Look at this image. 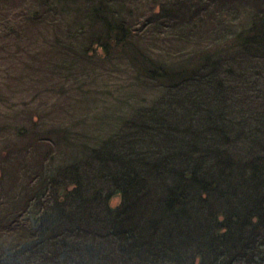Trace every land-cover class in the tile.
Returning <instances> with one entry per match:
<instances>
[{
	"label": "trees",
	"instance_id": "16d2710c",
	"mask_svg": "<svg viewBox=\"0 0 264 264\" xmlns=\"http://www.w3.org/2000/svg\"><path fill=\"white\" fill-rule=\"evenodd\" d=\"M25 37L0 264H264V0H0Z\"/></svg>",
	"mask_w": 264,
	"mask_h": 264
},
{
	"label": "rangeland",
	"instance_id": "374dc122",
	"mask_svg": "<svg viewBox=\"0 0 264 264\" xmlns=\"http://www.w3.org/2000/svg\"><path fill=\"white\" fill-rule=\"evenodd\" d=\"M9 13L12 14L13 13L12 10H10ZM42 26H43V29L41 31L44 34V35H41L42 37L46 35L47 37L53 36L52 35L53 28L49 24H43ZM35 41H36L35 38L32 39L30 37H27V38L25 37L24 39H22L21 40L22 48L21 47L20 48L21 49L24 48V49L23 51H21L22 53H20V55L12 53L15 50L14 48L16 47L14 44H6L7 42L3 44L0 43V47H2V49H0V93H2L0 94V103H2L0 104V121H5L3 123L4 129L0 128V146H3V147H4L5 141L8 139H11L15 135L17 124L23 122V118L13 119V118H10L9 115L12 114L15 110L19 111L20 107L26 108V106L23 105V101L28 98L27 92L24 89L25 84L22 83V80L19 81L17 79L19 73L27 74V72L26 70L20 71V69L16 65V61L20 60L21 58L22 59L24 58L26 60H30V59L35 60V58L32 56V54L35 52L34 46L37 49L39 45V44H35L36 43ZM5 48L6 50L10 49V52L6 51ZM74 72L75 74H79L78 70H74ZM125 72L122 69H119V71H117L114 74L115 80L112 83L110 82L111 84L110 89L113 88L115 85L120 86L121 88L123 87V89H125L124 92L127 90L126 88L131 87L134 89V86H130L131 78L127 75V72L126 73ZM57 86H58V82H57ZM143 92L145 91L142 90L141 93ZM122 93H123V90H122ZM52 96L58 99L59 96H61V93L59 92V90H56L55 92H53L51 97ZM45 98H46V94H43L42 100H44ZM39 100L40 98L38 97L32 103V106H34L36 103L39 104L38 107L40 108L41 112H42V109H46V107H49V105L52 104V102L50 101H44V102L49 103V104H45ZM5 124H7L9 128H6L7 125L5 127ZM6 137L8 138L5 139ZM5 181L6 182L9 181V179L6 178ZM117 203H118V197H115L111 200V205L114 206Z\"/></svg>",
	"mask_w": 264,
	"mask_h": 264
}]
</instances>
